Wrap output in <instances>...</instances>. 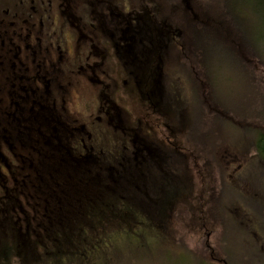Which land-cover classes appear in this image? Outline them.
<instances>
[{
  "label": "rangeland",
  "instance_id": "1",
  "mask_svg": "<svg viewBox=\"0 0 264 264\" xmlns=\"http://www.w3.org/2000/svg\"><path fill=\"white\" fill-rule=\"evenodd\" d=\"M139 2L148 5L156 19L164 17L165 11L170 13L167 24L180 17V8L190 4L209 8L217 5L220 12L225 11L227 23L252 62L246 64L215 33H198L194 28L195 48L187 58L179 49L176 35L170 34L175 43L174 47L169 45L170 49L179 51L175 59H164V87L173 104L171 113L176 114V124L166 111L158 110L151 117V111L144 108L146 104L140 103L133 91L132 82L118 81L113 87L104 82L102 72L101 77L89 71L58 73L60 95L75 117L71 119L72 126L85 124L91 138L98 141L97 147L110 150L118 145L125 156H131L135 144L123 135V128H137V137L143 144L155 146L165 139L168 129L179 135V150L169 147L171 159L160 168L159 164L150 168L158 186L139 181L137 187L142 192L138 194L135 183L126 181L129 172L118 168L123 183H108L116 188L115 193L129 199H121L120 204L106 210L87 207L98 217L95 222L99 221L104 233L84 251V264H216L210 256L225 257L228 264H257L256 230L264 232V150L256 149V132H264V79L256 71V46L264 59V23L256 17V0ZM72 67L76 68V63ZM148 88L147 84L145 91ZM201 94L206 95L205 107L201 106ZM111 101L117 107L113 108V115L107 109ZM99 105L114 122L109 124L107 116L97 113ZM19 155L21 158L20 148ZM47 157L43 156L46 162ZM20 171L16 169L14 174L18 183ZM160 174L166 181L158 180ZM92 192V188H86V205ZM140 197L147 210L133 204H141ZM171 199L174 200L168 207ZM156 206L163 207L159 214L169 216L168 224ZM84 232L87 234L88 230ZM0 239L8 245L10 235L0 229ZM6 264L13 262L7 260Z\"/></svg>",
  "mask_w": 264,
  "mask_h": 264
},
{
  "label": "flooded vegetation",
  "instance_id": "2",
  "mask_svg": "<svg viewBox=\"0 0 264 264\" xmlns=\"http://www.w3.org/2000/svg\"><path fill=\"white\" fill-rule=\"evenodd\" d=\"M153 18L148 5L139 0H0V196L5 184L18 183L16 178H10L7 169L20 168L22 163L15 139L19 119L29 117L35 121L39 116L51 125L53 118L63 123L75 118L60 95L59 72L66 75L89 71L97 77L102 72L104 82L113 87L118 81L132 82L133 91L140 103L146 104L144 108L151 111V117L158 110L166 111L176 124V114L171 113L173 104L164 87L163 62L165 58L175 59L179 49H170V44L175 46L174 41L170 35L155 30L160 17ZM75 63L76 68L72 67ZM108 103V111L117 108L115 102ZM98 107V114L107 116L109 124L114 122L106 115L107 110ZM84 126L73 127L78 134L74 140L76 148L80 147L76 150L78 160L87 159L102 166L108 160L105 156H111V169L118 175L117 168H125L130 178L126 176V181L132 180L135 187L139 181L158 186L150 168L158 164L160 168L171 159L169 147L179 150V135L172 129L167 130L159 146H151L137 137V128H123V135L135 144L132 155L125 156L118 145L110 150L97 147L98 141L95 143ZM100 157L104 161L98 160ZM35 162L33 159L28 164L34 167ZM146 162L153 165L144 166ZM157 178L166 181L161 174ZM135 192L142 191L137 187ZM210 259L216 264L229 263L225 257ZM256 263L264 264L261 229L256 230Z\"/></svg>",
  "mask_w": 264,
  "mask_h": 264
},
{
  "label": "trees",
  "instance_id": "3",
  "mask_svg": "<svg viewBox=\"0 0 264 264\" xmlns=\"http://www.w3.org/2000/svg\"><path fill=\"white\" fill-rule=\"evenodd\" d=\"M220 11L217 5L209 8L190 4L189 7L180 8V17L168 24L167 19L171 15L165 11V20L160 17L157 28L165 34H175L179 40V49L182 53L185 52L187 58L191 57L195 48L192 28L198 33L213 32L250 65L252 61L247 57L246 47L234 36L233 28L225 19V11ZM256 17L261 18L264 23V0H256ZM154 19L156 20L155 15ZM257 70L263 80L264 59L258 54L256 46ZM205 97V94H201L202 107L207 103ZM213 110L224 117L216 109ZM68 120V123H63L53 118L50 125L39 116L35 121L29 117L19 119L15 139L22 154L21 175L18 184L11 181L1 190L0 229L10 235L11 243L6 245L0 239V264H6L7 260H11L13 264H84L87 258L84 251L87 252L104 233L99 221L95 222L98 217L87 207L91 205L106 210L117 202L120 204L121 199H129L115 193L116 188L108 183H123L115 169H111L114 166L111 156L104 155L108 159L106 161L102 157L98 159L104 161L102 166L87 159L78 160L76 150H80V147L77 149L74 141L78 134L71 119ZM256 134L259 135L256 149L264 150V132ZM44 155L48 156V162L43 159ZM33 159L36 161L35 168L25 165ZM16 169L19 168L7 169L11 179L15 180ZM105 172L108 175L103 177L101 173ZM87 187L92 188L93 192L86 205ZM139 200L141 204L138 201H133V204L147 210L141 197ZM172 200L174 199L168 202V207ZM156 207L159 214L162 210L159 206ZM161 215L168 224L169 216L160 213L159 216ZM86 229L87 234L84 232Z\"/></svg>",
  "mask_w": 264,
  "mask_h": 264
}]
</instances>
